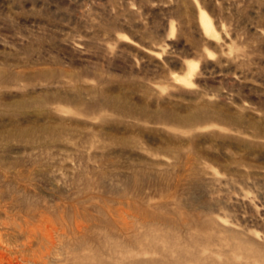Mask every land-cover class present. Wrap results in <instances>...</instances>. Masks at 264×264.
Here are the masks:
<instances>
[{
    "label": "rangeland",
    "instance_id": "1",
    "mask_svg": "<svg viewBox=\"0 0 264 264\" xmlns=\"http://www.w3.org/2000/svg\"><path fill=\"white\" fill-rule=\"evenodd\" d=\"M0 264H264V0H0Z\"/></svg>",
    "mask_w": 264,
    "mask_h": 264
},
{
    "label": "bare ground",
    "instance_id": "2",
    "mask_svg": "<svg viewBox=\"0 0 264 264\" xmlns=\"http://www.w3.org/2000/svg\"><path fill=\"white\" fill-rule=\"evenodd\" d=\"M202 14L200 15V22H201V25H202V27L204 28V30L205 31H209L210 29H211V24H210V20L208 19V17H207V15L202 11L201 12ZM206 15V17H205V15ZM116 208V207H115ZM123 208V207H122ZM123 210V209H122ZM91 211V210H90ZM135 211V210H134ZM110 213V212H109ZM86 214L87 213H85V211L84 210H82V211H77L76 212V216L74 217V218H76L75 219V221L73 222V224H74V226H72L71 227V225L69 226V228H66L65 227V224H63V223H60L59 221L57 222L56 220H53L52 219V221H51V223H50V226H51V228H52V230L54 231V234H56V236L59 238L60 236H65V235H67V234H74V235H77V236H79V238H83V237H85L86 235H87V233L88 232H90L91 231V233H92V231L93 232H95V228L98 226V224H97V222H95V221H88L89 220V218H87V216H86ZM129 214V213H128ZM120 215V214H119ZM125 215V214H124ZM62 216V215H61ZM92 216V215H91ZM114 216H116V215H114ZM63 217V216H62ZM117 217V216H116ZM116 217H114V218H116ZM126 216H124L123 217V215L121 216L120 215V218L122 219V222H121V224L122 225H124V226H126V228L127 229H129V230H131L132 229V227H133V229L135 230V227L132 225V224H129L127 221H126V218H125ZM138 217V216H137ZM98 218V217H97ZM117 219V218H116ZM118 219H119V217H118ZM132 219V218H131ZM62 221H63V219H61ZM130 220V219H129ZM117 221V220H116ZM121 221V220H120ZM131 221V220H130ZM47 222V221H46ZM50 222V221H49ZM64 222V221H63ZM151 222V221H150ZM102 223V222H101ZM117 223V222H116ZM118 223H120L119 221H118ZM45 224V223H44ZM66 224H67V222H66ZM120 224V225H121ZM151 224V223H150ZM69 225V224H68ZM107 226V225H106ZM46 229H45V228ZM43 227V229H45V230H47V235H46V237H45V239H47V244H44L45 246H44V248H45V250H44V252H42V254L41 255H39L40 256V258H42V257H47V255H50V253H52V250L56 247V241H55V238L53 237V235H52V233H53V231L50 229V230H48L47 228V226H44ZM120 227V226H119ZM138 227V226H137ZM121 228H122V226H121ZM151 228V227H150ZM113 229V228H112ZM120 229V228H119ZM85 230V231H84ZM108 230V229H107ZM115 230V229H114ZM124 230V229H123ZM142 230V229H141ZM152 230V229H151ZM44 231V230H43ZM127 231V230H126ZM147 232L145 233H143L141 236H139L140 234H139V232H137L139 235H137V236H139L138 238H137V236H136V240H135V242H141L142 243V241L143 240H147V243H149V242H151V241H156V242H161V243H166V244H168L167 246H170V247H172V248H174L175 250H177L178 248H177V246H176V244H174L173 242H172V240L170 241V240H168V239H166L167 237H164V235L162 236V238H160V240L161 241H159V240H156L155 238H154V235H153V233H152V231H149V229L147 228V230H146ZM98 232V231H97ZM121 233V232H120ZM155 233V232H154ZM44 234V233H43ZM89 234V233H88ZM95 233H92L91 235H94ZM126 234V233H125ZM135 234V233H134ZM45 235V234H44ZM43 235V236H44ZM113 235H114V233H113ZM95 236V235H94ZM107 236H108V234H107ZM115 236V235H114ZM132 237H134V236H132ZM57 238V239H58ZM64 238V237H63ZM94 240H95V242L96 243H98V246H101V247H105L104 245H105V243H104V240L102 241L101 239H99V238H95V237H92ZM130 238V237H129ZM157 238V237H156ZM60 239V238H59ZM58 239V240H59ZM89 239V238H88ZM57 240V241H58ZM60 241V240H59ZM92 241V240H91ZM132 241H134V238L132 239ZM149 241V242H148ZM45 242V243H46ZM60 243V242H59ZM58 243V244H59ZM92 243H94V241L92 242ZM164 243V244H165ZM78 244H81V243H78ZM77 244V245H78ZM104 244V245H103ZM146 244V243H145ZM152 244V243H151ZM158 244V243H157ZM112 245V244H111ZM117 245V244H116ZM144 245V244H143ZM106 246H107V244H106ZM138 246V245H137ZM80 247H81V245L80 246H77V249L79 248L80 249ZM74 249V248H73ZM77 249H76V251H77ZM181 253H185L184 251H181V252H179V254H181Z\"/></svg>",
    "mask_w": 264,
    "mask_h": 264
}]
</instances>
